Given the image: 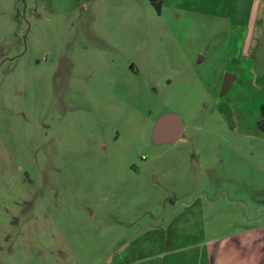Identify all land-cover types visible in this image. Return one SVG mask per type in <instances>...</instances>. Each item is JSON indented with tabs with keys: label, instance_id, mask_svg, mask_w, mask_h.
<instances>
[{
	"label": "rangeland",
	"instance_id": "rangeland-1",
	"mask_svg": "<svg viewBox=\"0 0 264 264\" xmlns=\"http://www.w3.org/2000/svg\"><path fill=\"white\" fill-rule=\"evenodd\" d=\"M161 8L0 0V264H111L197 199L227 223L226 191H264V34L223 29L247 3ZM165 113L184 129L158 144Z\"/></svg>",
	"mask_w": 264,
	"mask_h": 264
},
{
	"label": "crops",
	"instance_id": "crops-1",
	"mask_svg": "<svg viewBox=\"0 0 264 264\" xmlns=\"http://www.w3.org/2000/svg\"><path fill=\"white\" fill-rule=\"evenodd\" d=\"M240 2L247 3V14L240 10L225 16L223 29H253L263 35L264 0ZM131 68L130 71L135 74V68ZM251 186L255 191H237L235 196L226 191L225 200L240 213L233 215L231 211H226L230 220L227 223L213 224L217 215V212L213 217L210 214L215 206L214 198L209 197L210 205L206 207L208 217L205 216L204 204L197 199L166 225L147 227L134 236L127 242V254H121L111 264H264V220L261 219L264 215L253 216L256 220L252 219L248 225L241 224L247 215L244 205L249 201L264 206V191H259V184ZM220 211L225 213L222 209ZM252 213L249 210V215ZM225 224L234 228L233 231L227 232ZM220 227L222 234L217 237L212 235L214 229Z\"/></svg>",
	"mask_w": 264,
	"mask_h": 264
},
{
	"label": "water",
	"instance_id": "water-1",
	"mask_svg": "<svg viewBox=\"0 0 264 264\" xmlns=\"http://www.w3.org/2000/svg\"><path fill=\"white\" fill-rule=\"evenodd\" d=\"M230 78L226 80L225 87L228 88ZM184 129L183 120L180 115L176 113H165L161 115L153 129V140L158 144L172 143L177 141Z\"/></svg>",
	"mask_w": 264,
	"mask_h": 264
},
{
	"label": "trees",
	"instance_id": "trees-1",
	"mask_svg": "<svg viewBox=\"0 0 264 264\" xmlns=\"http://www.w3.org/2000/svg\"><path fill=\"white\" fill-rule=\"evenodd\" d=\"M151 3L155 6V8L160 11L162 7V0H150ZM259 126L262 130H264V104L261 106V118L259 120Z\"/></svg>",
	"mask_w": 264,
	"mask_h": 264
}]
</instances>
